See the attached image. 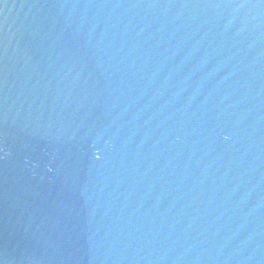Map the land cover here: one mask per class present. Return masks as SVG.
<instances>
[{
  "label": "water",
  "instance_id": "water-1",
  "mask_svg": "<svg viewBox=\"0 0 264 264\" xmlns=\"http://www.w3.org/2000/svg\"><path fill=\"white\" fill-rule=\"evenodd\" d=\"M0 264H264V0H0Z\"/></svg>",
  "mask_w": 264,
  "mask_h": 264
}]
</instances>
